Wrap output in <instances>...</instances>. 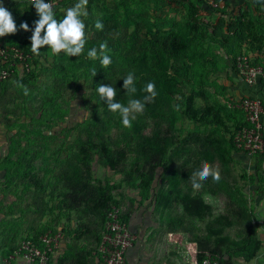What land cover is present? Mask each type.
Instances as JSON below:
<instances>
[{
  "label": "rangeland",
  "instance_id": "1",
  "mask_svg": "<svg viewBox=\"0 0 264 264\" xmlns=\"http://www.w3.org/2000/svg\"><path fill=\"white\" fill-rule=\"evenodd\" d=\"M65 1L62 10L76 2ZM195 2L88 0L84 20L88 36L96 20L109 17L124 21L130 30L135 22L141 23L148 36L159 30L175 33L185 50L175 69L170 67L174 60H169L166 72L181 82L182 91L163 93L162 83L149 80L142 65L116 50L108 48L112 63L104 68L98 59L87 58L85 50L78 57L53 55L46 45L35 73L0 86V264H19L20 257L6 261L8 250L42 230L60 233L66 241L65 255L50 264L85 263L78 254L94 244L107 204L113 201L135 214L134 246L141 245L140 260L148 264L185 262L183 235L202 248L223 252L224 264H252L258 253L264 254V210L256 201L261 186H255L263 175V161L232 150L222 162L204 145L207 139L228 137L240 119L241 114L228 106L237 99L232 72L240 47L234 38L227 43L217 39L213 11H197ZM242 3V12L257 24L254 52L260 55L256 62L264 65V0ZM15 7L20 14L12 12ZM223 8L233 12L230 2ZM9 11L18 28L9 36L24 38L19 25L39 18L35 8L20 2ZM129 72L136 78L135 94L122 87ZM149 81L155 83L157 96L136 115L131 128L122 126L119 113L110 112L96 90L101 83L112 84L116 100L127 105L131 98L143 99L142 89ZM18 82L27 86L29 95ZM192 91L207 97L197 96V106L208 101L220 110L224 125L202 124L187 116L185 100ZM156 136L160 147L143 143ZM225 145L229 147L227 141ZM103 147L115 158L125 153L118 169L106 162ZM205 161L219 167L222 178L217 183L209 177L194 190L192 173ZM241 206L253 216L261 240L253 257ZM169 232L175 234L174 241Z\"/></svg>",
  "mask_w": 264,
  "mask_h": 264
},
{
  "label": "trees",
  "instance_id": "2",
  "mask_svg": "<svg viewBox=\"0 0 264 264\" xmlns=\"http://www.w3.org/2000/svg\"><path fill=\"white\" fill-rule=\"evenodd\" d=\"M67 1L68 0H66L64 4ZM20 2L29 4L30 0L10 1V3H12L15 6H17ZM192 6L197 11H199L200 8H203L201 0H196L195 4H192ZM12 12L16 13V15L20 14V11L16 7L13 8ZM55 14L58 20L63 18L62 10L55 11ZM213 14L216 17V21L214 22L213 25L214 36L217 39H221L226 43L231 38H234L238 41L240 50L239 53L234 56V62L236 60V57L242 52V49L245 45L249 46V48L252 50H257V47L254 46L255 44L254 39H256L258 35V31L256 30L257 24L255 20L247 18L245 16L246 14H244L243 12H240L238 15L229 19L224 16H218L215 13ZM100 20L104 24L103 30L100 31L95 29L94 24H92L90 27V30L92 31L91 35L90 36L86 35L87 42L84 49L86 55L89 49L93 47L98 49L99 44L106 41L108 44V48L121 52L128 59L132 61H136L137 64L142 65V68L145 69L149 80L154 78L155 81L162 83V86L160 88L162 89L163 93L173 94L175 92L182 91L181 82L179 80H174L170 76V74L169 73L167 74L166 72L167 70L169 71L170 67L171 69H175L177 63L181 60L182 54L185 50V43L183 42V40H181V38H179L173 32H166L161 30H159V32L155 31L152 33L151 36H148L147 34L141 31L143 24L138 22H135L134 23L135 27L130 30L128 24H126L122 20H117L114 17H109L108 19H100ZM24 21H26L29 24L30 29H34L33 22L27 19ZM87 23H89V21H87ZM31 35H32L31 31H24V38L19 39L11 36V39H7V40L8 42L19 46L25 52L32 53L30 47ZM260 37L262 38V36ZM42 56H43V52L41 48L40 56L34 57L35 68L28 74H25L24 76H15L12 79H23L24 77L35 73V69L38 66V61H41ZM170 59H173L174 61L169 67ZM12 79H9L4 82H0V86ZM200 95L205 99H207V97L204 94H202L201 92L197 93L196 91H192L188 96H186L185 105L187 110L186 111L187 116L202 124L224 125L225 120L222 113L220 112V110L216 109L213 104L206 101L205 104L197 106L196 97ZM230 108L239 112V115L240 114L241 115L236 125L232 127L231 130H229V136L228 137L225 136L224 139L222 138L211 139V140L207 139L204 142L206 148L211 149V151L214 154H216L222 162H225L227 160V154L229 153V151L231 152L232 150L237 149L231 137L232 132L248 124L245 113L242 109L232 108V107ZM225 141L229 143V147L225 145ZM143 143L149 146L150 148H158L161 146L159 136H156V138L154 139H150V137H148L147 139H145V141H143ZM102 145L103 144H99L98 146L102 147ZM103 149H104L103 150L104 155L106 157V162L111 166V168L118 169L119 162L122 161L123 158H125V153L121 152L119 158H115L114 154L110 151V149H108L107 147H103ZM86 161L87 160L84 161L85 164L87 163ZM263 177H264V168H263L262 178ZM259 178H261V176ZM112 203H114V201L107 204V207L105 209L106 212L102 222V227L94 238L93 241L94 244L84 248L83 250H80L78 254L80 257V261H85V263L83 264H95L93 252L96 249L98 243L100 242L102 233L104 231L105 218ZM239 212L241 213V215L240 214L239 215L241 216L246 228V233L248 235L249 243L250 245H252L249 251V257H253L255 256L256 251L261 244V240L257 237V234L255 233L254 228L256 227L252 224L253 216H251V214L248 213L246 206H241ZM131 214H132L131 211H129L127 216L129 217ZM48 231L42 230L31 237L37 241L41 234ZM198 244L200 246V243ZM18 245L19 244L8 250V256L15 251ZM200 248L206 249V248H202L201 246ZM210 251L213 253L216 252L223 253L219 250H210ZM65 253L66 251H64V253L59 257L58 261L62 259ZM225 260H226V256L224 254V258L222 259L221 264H224Z\"/></svg>",
  "mask_w": 264,
  "mask_h": 264
},
{
  "label": "built area",
  "instance_id": "3",
  "mask_svg": "<svg viewBox=\"0 0 264 264\" xmlns=\"http://www.w3.org/2000/svg\"><path fill=\"white\" fill-rule=\"evenodd\" d=\"M201 1L204 9L228 19L243 11L241 8L235 15L224 12L223 0ZM45 2L53 3L54 11L62 10L63 0H45ZM34 57L36 56L25 52L15 44L0 41V82L31 72L35 68ZM234 67L237 75L249 86H255L264 80V65L257 63L246 51L236 57ZM228 105L242 109L248 122L231 134L236 148L258 156L263 161L264 167L263 100L258 96L244 97L231 100ZM128 213L129 208L125 204L118 202L111 204L105 218L100 242L93 252L95 264H131L130 251L134 247L137 235L133 224L134 214L128 217ZM169 239L175 240L173 232H169ZM180 242L190 254L189 264H221L224 258L223 253L201 249L198 242L189 240L187 235H183ZM65 248L66 241L63 235L48 231L41 234L37 241L32 237L23 238L15 251L7 256L6 261L10 262L20 257L21 261L29 264H50L59 259Z\"/></svg>",
  "mask_w": 264,
  "mask_h": 264
},
{
  "label": "clouds",
  "instance_id": "4",
  "mask_svg": "<svg viewBox=\"0 0 264 264\" xmlns=\"http://www.w3.org/2000/svg\"><path fill=\"white\" fill-rule=\"evenodd\" d=\"M30 3L35 8L39 18L33 21L34 29H30L26 21L21 22L19 29L32 32L30 47L34 56H40V49L45 45L48 46L53 55H59L63 52L67 56L78 57L84 52L87 42L84 20L89 15L87 10L88 0H76L72 6L62 10L64 13L63 18L59 20L56 18L53 3L45 2V0H30ZM94 27L102 31L104 24L98 19L95 21ZM17 31L18 28L12 13L0 2V37L15 34ZM108 53V44L105 41L99 44L98 49L95 47L89 49L87 58L92 60L98 59L102 67L107 68L112 63V58ZM96 74V71L93 70V77ZM17 86L23 90L25 96L30 94L27 86L19 82ZM122 87L128 94L136 93L137 88L134 73L129 72L123 78ZM96 90L101 100L106 103L108 110L113 113H119L122 126L125 128H131L132 121L136 119V115L143 114L146 104L152 103L157 96L156 85L152 81L144 85L142 90L146 95L142 100L131 98L128 100L127 105L116 100L117 92L112 84L101 83L97 85ZM209 177L212 178L213 182L218 183L222 178L221 171L219 167H213L205 161L198 170L192 173L191 181L193 189L199 190L202 187L201 182L207 180ZM262 260H264V254L258 253L253 259L252 264H258Z\"/></svg>",
  "mask_w": 264,
  "mask_h": 264
},
{
  "label": "crops",
  "instance_id": "5",
  "mask_svg": "<svg viewBox=\"0 0 264 264\" xmlns=\"http://www.w3.org/2000/svg\"><path fill=\"white\" fill-rule=\"evenodd\" d=\"M11 0H0V2L3 3V5L9 10L10 6L12 5V3H10ZM9 2V3H7ZM228 2H230V5H231V9L233 10V12H230V13H233L235 15V13H237L241 8L242 10H245V6L244 4L242 3V0H225L223 2V4H227ZM204 9V8H203ZM238 14V13H237ZM236 14V15H237ZM7 39H11V36L9 35H6L4 37H0V41L2 42H5V43H10L8 42ZM249 46L245 45L242 49L247 51L249 53V55L251 57L254 58V60L256 61L258 57H260V55L258 54V52H254L256 50H248ZM242 53V52H241ZM258 56V57H257ZM233 76H234V84H235V87L236 88V91H235V97L237 99H241V98H244V97H253V96H258L260 97L263 102H264V80H261L260 82H258V84H256L255 86H249L247 85L238 75H237V72L235 70V67L233 68ZM263 124H264V115H263ZM234 151H236L237 153H240L242 154V151L243 150H239V149H235ZM244 152V151H243ZM257 159L259 160V157L257 156ZM260 176H258L255 180L256 182V187H260L259 188V195L256 197V201H257V204L259 206L260 209H263L264 210V177L262 178H259ZM134 218H135V214H134ZM188 236V235H187ZM188 239L189 240H193V239H190V237L188 236ZM193 241H196V240H193ZM197 242V241H196ZM182 245V244H181ZM186 252H187V258L185 260V262H182L180 260H172L171 262H168V261H163V262H167L168 264H189L188 263V260L190 259V254L188 252V250L186 249V247L184 245H182ZM141 245L138 246L135 245L132 250L130 251V262L131 264H148L147 261H145V259L143 258V260H140V257H141ZM162 262V263H163ZM160 263V264H162ZM19 264H29L27 262H19Z\"/></svg>",
  "mask_w": 264,
  "mask_h": 264
}]
</instances>
